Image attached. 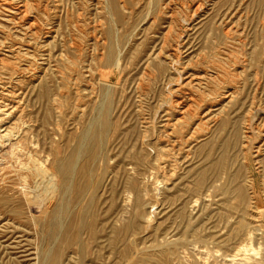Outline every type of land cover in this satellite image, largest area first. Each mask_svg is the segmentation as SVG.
<instances>
[{
	"label": "rangeland",
	"instance_id": "obj_1",
	"mask_svg": "<svg viewBox=\"0 0 264 264\" xmlns=\"http://www.w3.org/2000/svg\"><path fill=\"white\" fill-rule=\"evenodd\" d=\"M0 25V264H264V0H0ZM202 71L234 94L172 149Z\"/></svg>",
	"mask_w": 264,
	"mask_h": 264
},
{
	"label": "bare ground",
	"instance_id": "obj_2",
	"mask_svg": "<svg viewBox=\"0 0 264 264\" xmlns=\"http://www.w3.org/2000/svg\"><path fill=\"white\" fill-rule=\"evenodd\" d=\"M7 1V0H6ZM105 1V0H104ZM16 2V1H15ZM18 2V1H17ZM21 2V1H20ZM23 3V2H22ZM22 3H20L21 5H19V6H15V7H17L16 8V10H15V13L14 14H12L13 16H11V17H14V18H19V19H23V21H24V23L26 24V29L29 31V32H33V31H37V30H34V29H36V24L34 23V22H32L31 21V18H30V16H29V14H28V9H27V7L24 5L26 2L24 1V4L22 5ZM6 4V3H5ZM14 4V3H13ZM7 5H9V3L7 4ZM198 5V4H197ZM110 6V5H109ZM7 7H9V6H7ZM7 7H5V8H7ZM199 7H202V6H200V4H199ZM10 8V7H9ZM5 10V9H4ZM198 10H200V9H198ZM197 10V11H198ZM5 12H6V10H5ZM10 13H11V11H9ZM13 12V11H12ZM193 12H194V10H193ZM196 12V11H195ZM33 13V12H32ZM4 14V13H3ZM3 14H1V15H3ZM190 14V13H189ZM234 14V13H233ZM232 14V15H233ZM10 15V14H9ZM172 15V14H171ZM81 16V15H80ZM193 16H195L194 15V13H193ZM192 16V17H193ZM2 17V16H1ZM6 18H8V17H6ZM228 18H229V16H228ZM11 19V18H10ZM188 19V18H187ZM186 19V20H187ZM194 19V18H193ZM15 20V19H14ZM192 20V19H191ZM227 20V19H226ZM229 20V19H228ZM12 21H13V19H12ZM224 21V20H223ZM181 22H183V21H181ZM230 22H231V20H230ZM11 23V22H10ZM173 23H174V21H173ZM185 23H186V21H185ZM184 23V24H185ZM13 24V23H12ZM11 24V25H12ZM17 24V23H16ZM187 24H188V22H187ZM19 25H20V23H19ZM233 25V24H232ZM1 26V25H0ZM180 26V25H179ZM182 26V25H181ZM229 27V26H228ZM228 27H226V28H228ZM233 27V26H232ZM1 28V27H0ZM171 28V27H170ZM4 29H5V27H4ZM49 29V28H48ZM182 29V28H181ZM25 30V29H24ZM27 30H25V31H27ZM225 30H227V29H225ZM228 31V30H227ZM3 32V31H2ZM28 32V33H29ZM7 33V32H6ZM226 33V32H225ZM229 33V32H228ZM178 34H179V32H178ZM231 34V33H230ZM26 35V34H25ZM30 35V34H29ZM226 35V34H225ZM2 36V35H1ZM27 36V35H26ZM179 37H182L183 36V33H182V31H181V34H179L178 35ZM226 36H228V35H226ZM177 37V36H176ZM179 37H178V39H179ZM181 39V38H180ZM232 39V38H231ZM167 40V39H166ZM166 40H165V42H166ZM105 41V40H104ZM177 41V40H176ZM175 41V43H177L176 45L177 46H175V47H173V48H171L170 49V53L169 54H172V55H177L178 53H177V51H178V49H180L179 47V45L181 44V42H179V41H177L176 42ZM166 43H168V40H167V42ZM166 43H163V44H166ZM169 43H171V42H169ZM4 44V43H3ZM6 44H8V43H6ZM14 44V43H13ZM162 44V45H163ZM168 44H166V46H167ZM1 46V45H0ZM171 46V45H170ZM6 47V46H5ZM15 47V46H14ZM19 47V46H18ZM7 48H8V46H7ZM12 48V47H11ZM20 48V47H19ZM118 48V47H117ZM162 48V47H161ZM164 48V47H163ZM16 50V49H15ZM17 50H18V48H17ZM24 50V49H23ZM109 50V49H108ZM164 50V49H163ZM3 51V50H2ZM11 51V50H10ZM32 51V50H31ZM264 51V50H263ZM6 52V51H5ZM8 52V51H7ZM12 52V51H11ZM16 52V51H15ZM162 52V51H161ZM160 52V53H161ZM9 53V52H8ZM168 53V52H167ZM11 54H13V53H11ZM159 54V53H158ZM181 54V53H180ZM118 55V54H117ZM157 55V54H156ZM161 55V54H160ZM162 55H163V53H162ZM264 55V54H263ZM12 56V55H11ZM182 56V55H181ZM234 56V55H233ZM16 57V56H15ZM170 57V56H169ZM262 57V56H261ZM118 58V57H117ZM117 58H116V60H117ZM154 58H156V56L154 57ZM158 58V57H157ZM166 59V58H165ZM178 59H179V57H178ZM178 59H177V61H178ZM259 59V58H258ZM109 59H107V61H108ZM155 60V59H154ZM155 61H157V60H155ZM158 61H160L159 59H158ZM172 61H176V60H172ZM172 61H171V63H172ZM217 61V60H216ZM263 61V60H262ZM261 60H260V62H262ZM118 62V61H117ZM174 62L172 63L173 64V66H174ZM109 63H110V61H109ZM171 63H169V65L171 64ZM176 63V62H175ZM214 63V62H213ZM218 62H216V64H217ZM220 63H221V60H220ZM108 64V63H107ZM119 64V63H118ZM178 64V63H177ZM180 65H181V63H179ZM223 64V63H222ZM221 64V65H222ZM176 65V64H175ZM186 65H187V63H186ZM218 65V64H217ZM220 65V68L219 67H217V68H219V69H221V67H223V65L221 66ZM172 66V65H171ZM184 66V65H183ZM215 66V65H214ZM182 67V66H181ZM185 67H190V66H185ZM166 68V67H165ZM174 68V67H173ZM184 68V67H183ZM180 69V70H178V74H179V72H180V76H179V78L181 77V75L183 74V71H184V69ZM209 68V67H208ZM214 68H216V67H214ZM225 68V67H224ZM119 69V68H118ZM175 69V68H174ZM226 69V68H225ZM171 70V69H170ZM216 71V70H215ZM219 71V70H218ZM225 71V70H224ZM19 72V71H18ZM111 72V71H110ZM15 73V72H14ZM16 73H17V71H16ZM15 73V74H16ZM20 73V72H19ZM100 74V76L102 77V78H108L109 77V75H108V72L107 73H105L104 71H100L99 72ZM193 73H195V71L193 72ZM216 73H218V72H216ZM220 73V72H219ZM187 74V73H186ZM192 74V73H191ZM213 74V73H212ZM209 75V73L207 74L206 72H204V71H202V72H199L198 74H196V75H191V76H189L190 77V79L185 83H182V82H179V84H177L178 86H177V88H175L174 90H172L171 89V92L169 91V93L172 95V96H174L175 98H173V99H171L170 101L171 102H169L170 103V105H168L169 107H168V109H167V115H165V116H167V118H165V121L163 122L162 121V123H164L163 125H164V127H166L167 129H170L171 131H169L168 133H167V131L165 130V133H167V136H169V138H170V143H171V148L172 149H178V148H180L179 146L182 144L181 143V140H180V137H179V135H178V137L176 136V135H174V134H176L175 132L177 131V128H178V125L179 124H182L183 125V123H187V125L190 127V129H192L191 130V132L189 133V135L188 136H186L185 134V139H183V140H185V142H188V140H190V139H192V138H194V135H196V134H193L194 133V131L195 130H198V128H203L204 126H206V123H209L210 124V122L211 121H213V119L215 118V117H217V116H215V114L213 113V115L211 116L210 114L212 113V112H210L211 110L208 108L209 106L210 107H212L213 105H207L208 104V101L209 100H211L212 101V99H214V98H217L218 96L222 99V100H220V101H223L224 99H226L227 97H230V96H233V94H234V90H230V89H228V90H225L223 93H222V91H221V93H219L220 95H216L217 97H215L214 95H213V93H210V94H212V95H210L209 96V94H207V96L205 95L206 93L204 92V93H200L199 92V90L197 91V88L198 89H200L201 90V87H204V86H207V85H209L210 86V84H209V82L212 80V77L211 76H213V75ZM18 75V74H17ZM221 75H222V73H221ZM221 75H219L220 77H221ZM224 75V74H223ZM223 75H222V77H223ZM228 75V74H227ZM153 76V75H152ZM218 76V75H217ZM15 77H17V76H15ZM192 77V78H191ZM226 77V76H225ZM176 78H178V77H176ZM182 78V77H181ZM224 78V77H223ZM109 79V78H108ZM214 79H216L215 77H214ZM219 79V78H218ZM101 80V79H100ZM186 80V79H185ZM220 80V79H219ZM222 80V79H221ZM224 80H226V79H224ZM93 81V80H92ZM103 81H104V79H103ZM107 81V80H106ZM215 81V80H214ZM219 82V84H220V82L221 81H218ZM223 83V82H222ZM110 84V83H109ZM214 84V83H213ZM106 85V84H105ZM225 85H228V84H225ZM11 86V85H10ZM213 86V85H212ZM215 86V85H214ZM213 86V87H214ZM106 88V87H105ZM210 88H211V86H210ZM215 88V87H214ZM206 89V88H205ZM212 89V88H211ZM213 90H215V89H213ZM224 90V89H223ZM204 91V90H203ZM216 91L218 92L219 90H217L216 89ZM210 92V91H209ZM237 92H235V94H236ZM5 97H6V95H5ZM105 97V96H104ZM2 99V98H1ZM170 99V98H169ZM219 99V98H218ZM4 104V103H3ZM168 104V103H167ZM217 104V103H216ZM6 105V104H5ZM219 105V104H218ZM217 105V106H218ZM110 106V105H109ZM6 107V106H5ZM4 107V108H5ZM8 107V106H7ZM6 107V108H7ZM10 107V106H9ZM167 107V106H166ZM254 107V106H253ZM1 108V107H0ZM2 108H3V106H2ZM5 108V109H6ZM109 108V107H108ZM209 109L208 111H206V109ZM215 108V107H214ZM222 108V111L221 112H223V107H221ZM220 108V109H221ZM226 108V107H225ZM255 108V107H254ZM258 108H259V106H258ZM257 108V109H258ZM11 109V108H10ZM9 109V110H10ZM16 109H18V108H16ZM110 109V108H109ZM165 109V108H164ZM213 109V108H212ZM216 109H217V107H216ZM250 109V108H249ZM261 109H263V108H261ZM4 110V109H3ZM13 110V109H12ZM2 111V110H1ZM109 111V110H108ZM107 111V112H108ZM263 111V110H262ZM157 112V111H156ZM172 112H175V113H177L178 114V116L175 118V120H173V121H171V116L173 115L172 114ZM264 112V111H263ZM9 113V112H8ZM109 113V112H108ZM107 113V114H108ZM216 113V112H215ZM226 113V112H225ZM250 113V112H249ZM6 114V113H5ZM12 114V113H11ZM106 114V113H105ZM219 114H221V113H219ZM224 114V113H223ZM229 114V113H228ZM253 114V113H252ZM254 114H255V112H254ZM257 114V113H256ZM0 115H1V113H0ZM9 115V114H8ZM157 115V114H156ZM217 115V114H216ZM225 115V114H224ZM230 115V114H229ZM222 116V115H221ZM109 116H107V118H108ZM227 116H225V118H226ZM253 117H255V116H253ZM228 118V117H227ZM8 119V118H7ZM219 119V118H218ZM23 120V119H22ZM109 120V119H108ZM216 120V119H215ZM214 120V121H215ZM106 121V120H105ZM110 121V120H109ZM217 121V120H216ZM107 122V121H106ZM105 122V123H106ZM249 122V121H248ZM251 122V121H250ZM208 124V125H209ZM215 124V123H214ZM213 124V125H214ZM248 124H250V123H248ZM253 124H254V122H253ZM23 125V124H22ZM105 125V124H104ZM106 125H108V124H106ZM110 125V124H109ZM107 126V127H110V126ZM185 125V124H184ZM252 125V124H251ZM181 126V125H180ZM186 126V125H185ZM250 126V125H249ZM248 126V127H249ZM188 127V128H189ZM208 127V126H207ZM206 127V128H207ZM247 127V128H248ZM255 127V126H254ZM256 127H257V125H256ZM262 127V126H261ZM186 128H187V126H186ZM185 128V129H186ZM187 128V129H188ZM181 129V128H180ZM182 129H183V127H182ZM258 129V128H257ZM261 128H260V126H259V130H260ZM203 130V129H202ZM250 130V129H249ZM251 131V130H250ZM249 131V132H250ZM254 131V130H253ZM94 132V131H93ZM96 132V131H95ZM95 132H94V134H95ZM185 132V131H184ZM199 132H201V130L199 129ZM248 132V131H247ZM255 132V131H254ZM256 132H257V130H256ZM161 133V132H160ZM163 133V132H162ZM259 134H260V132H258ZM261 133H262V135L264 136V129H263V131H261ZM253 134V133H252ZM256 134V133H255ZM259 134H258V136H259ZM158 135H160V134H158ZM163 135H165V134H163ZM93 136V135H92ZM198 136V135H197ZM251 136V135H250ZM253 136V135H252ZM261 136V135H260ZM161 137H162V135H161ZM160 137V138H161ZM173 137V138H172ZM183 137V136H182ZM172 138V139H171ZM184 138V137H183ZM182 139V138H181ZM259 139V138H258ZM255 140V139H254ZM143 141V140H142ZM160 141V140H159ZM162 141H165V139L164 140H162ZM169 142V141H168ZM248 142H251V141H248ZM258 142V141H257ZM263 142V141H262ZM81 143V142H80ZM166 143H167V141H166ZM189 143H191V141L189 142ZM82 144V143H81ZM168 144V143H167ZM185 144V143H184ZM252 144V143H251ZM258 144V143H257ZM262 144V143H261ZM260 144V145H261ZM188 145V144H187ZM186 145V146H187ZM245 145V144H244ZM248 145V144H247ZM252 145H254V144H252ZM256 146V145H255ZM182 147V146H181ZM185 147V146H184ZM244 147V146H243ZM245 147H247V146H245ZM248 149H250V145H249V147H247ZM247 148H246V151H247ZM251 148H252V146H251ZM13 149V148H12ZM171 149V150H172ZM254 149H255V147H254ZM260 149V148H259ZM180 150V149H179ZM256 150V149H255ZM84 151V150H83ZM86 151V150H85ZM170 151V150H169ZM181 151H183L182 149H181ZM181 151H180V153H181ZM165 152V151H164ZM178 152V151H177ZM251 152V151H250ZM253 152V151H252ZM260 152V151H259ZM11 153V152H10ZM173 153V152H172ZM80 154V153H79ZM158 154H161L160 152H158ZM165 154V153H164ZM166 154H167V152H166ZM188 154V153H187ZM247 154V153H246ZM245 154V156H247ZM251 154V153H250ZM256 154H257V152H256ZM258 154H260V153H258ZM263 154V153H262ZM162 155V154H161ZM169 155H171V154H169ZM180 155V154H179ZM178 155V156H179ZM252 155V154H251ZM261 155V154H260ZM78 156V155H77ZM96 156V155H95ZM160 156V155H159ZM165 156V155H164ZM172 156H174V155H172ZM254 156V155H253ZM72 157H75V156H72ZM165 157H167L168 158V155L167 156H165ZM175 157V156H174ZM180 157V156H179ZM179 157L177 158V159H179ZM36 158V157H35ZM156 158H157V156H156ZM159 158V157H158ZM258 158V157H257ZM256 157H255V159H257ZM164 159V158H163ZM169 159V158H168ZM171 159V158H170ZM174 159V158H173ZM175 159H176V157H175ZM261 159V158H260ZM38 160V159H37ZM139 160H141V159H139ZM172 160V159H171ZM67 161H69V160H67ZM66 161V162H67ZM76 161V160H75ZM142 161H143V158H142ZM141 161V162H142ZM144 161H146L145 159H144ZM143 161V162H144ZM179 161V160H178ZM259 161V160H258ZM262 161V160H261ZM34 162V161H33ZM70 163H71V160L69 161ZM147 162V161H146ZM162 162V161H161ZM160 162V163H161ZM166 162V161H165ZM174 162V161H173ZM164 163V162H163ZM28 164V163H27ZM63 164V163H62ZM69 164V163H68ZM72 164H73V162H72ZM140 164V163H139ZM145 164V163H144ZM167 164H168V162H167ZM178 164V163H177ZM64 165H65V161H64ZM64 165H62V166H64ZM161 165V164H160ZM159 165V166H160ZM166 165V164H165ZM23 166V165H22ZM34 166V165H33ZM33 166H31L32 168H33ZM41 166H43V165H41ZM158 166V167H159ZM177 166V165H176ZM39 167V166H38ZM66 167V166H65ZM70 166L68 165V168H69ZM76 167V166H75ZM171 167V166H170ZM30 168V167H29ZM35 168H37V166L35 167ZM43 168V167H42ZM41 168V169H42ZM71 168V167H70ZM155 168H157V167H155ZM24 169V168H23ZM34 170V169H33ZM37 170H38V168H37ZM37 170H35V171H37ZM39 170H40V167H39ZM65 170V169H64ZM173 170V169H172ZM43 172L42 173H44V170H42ZM62 171V170H61ZM39 172V171H38ZM37 172V173H38ZM46 172V171H45ZM64 172V171H63ZM72 172V171H71ZM66 173V172H65ZM166 173V172H165ZM164 173V174H165ZM174 173V172H173ZM71 174V173H70ZM73 174V173H72ZM89 174V173H88ZM26 175V174H25ZM47 176L48 174H44V176ZM70 176V175H69ZM68 176V177H69ZM90 177V176H89ZM24 178V177H23ZM27 178V177H26ZM42 178V177H41ZM64 175H63V180H64ZM71 178V177H70ZM66 180V179H65ZM64 180V181H65ZM69 180V179H68ZM67 180V181H68ZM39 181V180H38ZM53 181V180H52ZM66 181V182H67ZM72 182V181H71ZM65 183V182H64ZM41 184V183H40ZM68 185V184H67ZM69 185H71V184H69ZM68 185V186H69ZM133 185V184H132ZM141 185V184H140ZM41 186V185H40ZM46 186V185H45ZM71 187V186H70ZM69 187V188H70ZM63 188H66V186L65 187H63ZM62 188V189H63ZM71 190V189H70ZM40 192H42V191H40ZM38 193V192H37ZM37 195V194H36ZM28 196V195H27ZM195 203V202H194ZM153 208V207H152ZM54 223V222H53ZM56 224V223H55ZM83 226H85V225H83ZM78 228H79V226H78ZM54 229H55V226H54ZM79 230V229H78ZM82 230V229H81ZM81 233V232H80ZM81 235V234H80ZM79 236V235H78ZM81 237V236H80ZM70 242V241H69ZM80 242V241H79ZM81 243V242H80ZM79 243V244H80ZM81 245V244H80ZM79 245V246H80ZM80 248V247H79ZM86 250V249H85ZM54 256V255H53ZM54 258V257H53ZM149 258H150V256H149ZM60 259V258H59ZM85 259V258H84ZM50 260V259H49ZM55 260V259H54ZM80 260V259H79ZM134 260V259H133ZM52 261V260H51ZM81 261V260H80ZM135 261V260H134ZM55 262H56V260H55ZM58 262V261H57ZM136 262V261H135ZM134 262V263H135ZM133 263V262H132ZM56 264V263H55ZM59 264V263H58ZM79 264H81V263H79ZM140 264V263H139Z\"/></svg>",
	"mask_w": 264,
	"mask_h": 264
}]
</instances>
